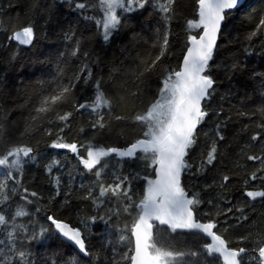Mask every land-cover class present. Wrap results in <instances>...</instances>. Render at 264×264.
Instances as JSON below:
<instances>
[{"label": "snow or ice", "instance_id": "obj_1", "mask_svg": "<svg viewBox=\"0 0 264 264\" xmlns=\"http://www.w3.org/2000/svg\"><path fill=\"white\" fill-rule=\"evenodd\" d=\"M0 264H264V0H0Z\"/></svg>", "mask_w": 264, "mask_h": 264}, {"label": "trees", "instance_id": "obj_2", "mask_svg": "<svg viewBox=\"0 0 264 264\" xmlns=\"http://www.w3.org/2000/svg\"><path fill=\"white\" fill-rule=\"evenodd\" d=\"M16 11V9H12V12L14 13ZM111 49H108V52H109V54H111ZM258 62V61H257ZM33 168H35V166H33ZM37 182H40V175L39 174H37Z\"/></svg>", "mask_w": 264, "mask_h": 264}]
</instances>
